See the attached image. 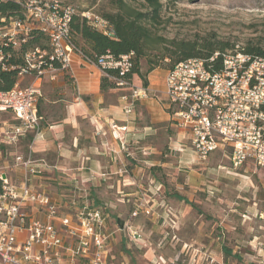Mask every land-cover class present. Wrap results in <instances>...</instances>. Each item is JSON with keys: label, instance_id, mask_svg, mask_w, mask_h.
Returning <instances> with one entry per match:
<instances>
[{"label": "built area", "instance_id": "obj_1", "mask_svg": "<svg viewBox=\"0 0 264 264\" xmlns=\"http://www.w3.org/2000/svg\"><path fill=\"white\" fill-rule=\"evenodd\" d=\"M19 4L26 12V20L5 23L2 19L5 24L0 27V46L18 47L30 30L37 28L47 37L49 49H36L24 56V67L18 78L33 75V83L0 92V119L3 113H10L18 122L2 134L8 146L16 145L29 132L39 131L38 102L43 78L54 80L58 72L70 71L72 57L78 55L86 65L97 67L103 76L109 77L117 89L130 90L122 98L123 113L127 116L138 101L150 95L157 100L158 94L161 95L168 104L166 111L171 127L179 131L177 137L182 135L177 152H182L181 145L186 140L200 164L211 153L224 150L229 152L232 171L249 164L264 172L263 58L235 51L216 52L208 59H188L166 72L161 91L150 90L125 79L132 68V53L91 60L76 49L70 23L77 13L72 6L56 0L44 3L28 0ZM81 15L97 31L112 35L99 16ZM3 60L0 51V63ZM218 61L219 70L216 69ZM107 71H114L117 76H108ZM111 129L124 132L115 126ZM114 131L112 139L120 142L119 150L128 151L127 143ZM12 167L22 170L24 177L17 184H11L7 174L0 170V264H76L77 260L84 264H106L112 240V234L105 230L108 207L96 204L76 185L68 199L69 213L59 217V203L32 183V177L40 175L45 166L36 164L30 157L17 155ZM118 175L129 178V171L123 167ZM131 184L128 179L122 180L123 187ZM37 210L44 212L43 218L34 215ZM151 210L147 202H133L130 220L136 219L139 213L149 216ZM118 231L124 232L130 242L142 239L131 221Z\"/></svg>", "mask_w": 264, "mask_h": 264}, {"label": "rangeland", "instance_id": "obj_2", "mask_svg": "<svg viewBox=\"0 0 264 264\" xmlns=\"http://www.w3.org/2000/svg\"><path fill=\"white\" fill-rule=\"evenodd\" d=\"M56 1L72 6L77 15L99 16L101 11L111 10L109 0ZM161 4V20L155 32L168 40L225 43L232 47L226 53L247 44L264 47V0H161ZM146 69L143 62L142 71ZM166 72L156 69L147 76L153 90L163 89ZM133 83L141 86L137 78ZM118 93L128 96L130 90L121 88ZM160 96L155 110H149L145 100L133 109L135 129L151 135L144 136L140 146L155 149H148L147 154L132 151L136 161L131 160L134 165L128 166L136 171V180L125 187L121 181V191L114 196H92L99 206L108 207L105 230L112 234V240L105 263L264 264V172L249 164L232 171L229 152L224 150L211 153L204 163L195 160L179 167L181 153L174 145L182 141V135L177 137L179 131L171 127L168 104ZM13 118L11 114L1 115L0 131L16 125ZM0 141V147L10 151ZM181 148L191 151L186 140ZM11 159L7 157L9 169L2 172L12 179L11 184H17L13 174L17 169ZM160 161L171 166L162 168ZM68 199H61L59 217L69 213ZM133 202H147L152 212L149 216L139 213L130 220ZM34 215L43 218L44 212L37 210ZM128 221L140 231L139 242H130L124 232L118 231ZM76 264L84 263L77 260Z\"/></svg>", "mask_w": 264, "mask_h": 264}, {"label": "crops", "instance_id": "obj_3", "mask_svg": "<svg viewBox=\"0 0 264 264\" xmlns=\"http://www.w3.org/2000/svg\"><path fill=\"white\" fill-rule=\"evenodd\" d=\"M102 77L97 67L86 65L78 55H73L70 71L58 72L54 80L44 77L38 102L40 129L27 133L16 145L9 146L10 151L0 147V169H9L7 157L13 160L20 154L44 165L41 174L32 177V183L59 204L61 199L69 198L76 185L93 199L92 196L103 193L114 196L121 191L122 180H136V171L128 166L136 161L132 151L140 150L143 154H147L148 149L154 151L148 146H140L144 136L151 135L135 129L134 110L129 116L123 113L125 101L122 98L126 95L119 94L120 89L101 93ZM33 82V75H25L18 78L16 85L23 88ZM148 87L153 90L150 83ZM144 100L149 110L159 107L151 95ZM113 126L124 129V132L114 131ZM4 131L1 129L0 139ZM113 131L127 143L128 151L119 150L120 142L112 139ZM174 146L176 150L179 145ZM178 160L179 167L187 166L195 161V157L192 151L183 149ZM160 166L169 167L171 164L160 161ZM123 167L129 171V178L118 175ZM13 172L15 183L23 179L22 170ZM99 175L106 177L101 179Z\"/></svg>", "mask_w": 264, "mask_h": 264}, {"label": "trees", "instance_id": "obj_4", "mask_svg": "<svg viewBox=\"0 0 264 264\" xmlns=\"http://www.w3.org/2000/svg\"><path fill=\"white\" fill-rule=\"evenodd\" d=\"M181 1V0H169ZM111 10L101 11L99 17L104 20L111 36H106L91 27L82 15H74L70 23L73 45L81 54L91 60L111 55L114 58L130 53L132 68L125 79L137 78L141 86L148 87L147 76L156 69L171 70L188 59H208L214 53L231 51L232 47L220 42L168 40L155 32L162 14L161 0H109ZM141 6L142 9H139ZM26 12L15 0H0V27L12 20L25 21ZM5 23H2L1 20ZM36 49L48 50V39L37 28H32L24 43L18 47L1 45L4 60L0 63V92H8L18 82V73L24 67V56ZM239 51L264 59V47L247 44ZM147 69L142 71V63ZM219 61L217 70H219ZM108 76H117L107 71ZM109 77L100 80L101 93L116 90ZM2 183L0 181V192Z\"/></svg>", "mask_w": 264, "mask_h": 264}, {"label": "water", "instance_id": "obj_5", "mask_svg": "<svg viewBox=\"0 0 264 264\" xmlns=\"http://www.w3.org/2000/svg\"><path fill=\"white\" fill-rule=\"evenodd\" d=\"M2 179H5V176L4 175L2 176Z\"/></svg>", "mask_w": 264, "mask_h": 264}]
</instances>
